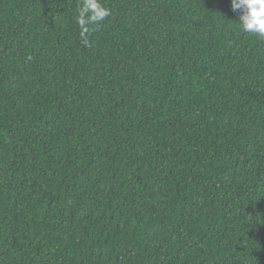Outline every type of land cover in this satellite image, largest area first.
Instances as JSON below:
<instances>
[{
	"label": "trees",
	"instance_id": "obj_1",
	"mask_svg": "<svg viewBox=\"0 0 264 264\" xmlns=\"http://www.w3.org/2000/svg\"><path fill=\"white\" fill-rule=\"evenodd\" d=\"M0 0V264H264V39L231 0Z\"/></svg>",
	"mask_w": 264,
	"mask_h": 264
},
{
	"label": "clouds",
	"instance_id": "obj_2",
	"mask_svg": "<svg viewBox=\"0 0 264 264\" xmlns=\"http://www.w3.org/2000/svg\"><path fill=\"white\" fill-rule=\"evenodd\" d=\"M231 10L238 14V28L245 34L264 39V0H231ZM76 23L85 46H90L89 32L111 15L103 0H79Z\"/></svg>",
	"mask_w": 264,
	"mask_h": 264
}]
</instances>
